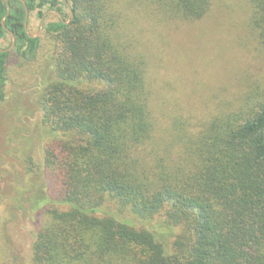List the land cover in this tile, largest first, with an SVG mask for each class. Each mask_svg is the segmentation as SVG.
Here are the masks:
<instances>
[{"label":"trees","instance_id":"16d2710c","mask_svg":"<svg viewBox=\"0 0 264 264\" xmlns=\"http://www.w3.org/2000/svg\"><path fill=\"white\" fill-rule=\"evenodd\" d=\"M214 2L0 0V103L9 57L50 47L36 72L46 192L30 264H264V0H246L260 68L242 91L194 123L162 131L155 117L145 29L200 21ZM48 11L60 16L31 36L29 14Z\"/></svg>","mask_w":264,"mask_h":264},{"label":"rangeland","instance_id":"374dc122","mask_svg":"<svg viewBox=\"0 0 264 264\" xmlns=\"http://www.w3.org/2000/svg\"><path fill=\"white\" fill-rule=\"evenodd\" d=\"M246 12V0H215L200 21L159 26L150 22L140 36L149 58L155 117L162 131L176 116L195 118L193 123L201 119L216 104L242 91L244 74L259 72L254 46L242 25ZM57 16L58 12H46L43 26ZM43 26L41 30L35 13L29 14L31 36L40 37ZM42 44L35 62L13 55L8 60L5 100L0 103V264H30L32 237L40 222L38 201L46 192L40 112L34 100L41 81L36 72L41 74L49 63L50 47L45 41ZM8 45L9 39L2 43ZM158 133L162 142L164 135ZM29 156L33 173L27 168Z\"/></svg>","mask_w":264,"mask_h":264},{"label":"water","instance_id":"95a60500","mask_svg":"<svg viewBox=\"0 0 264 264\" xmlns=\"http://www.w3.org/2000/svg\"><path fill=\"white\" fill-rule=\"evenodd\" d=\"M6 2H7V0H6ZM42 26H43V20H41V30H42ZM13 46H14V39L12 40L11 48H13Z\"/></svg>","mask_w":264,"mask_h":264}]
</instances>
